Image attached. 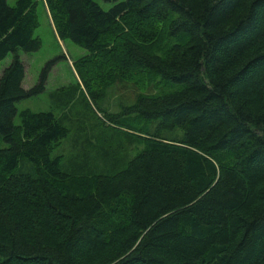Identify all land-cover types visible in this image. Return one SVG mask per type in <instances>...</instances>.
Segmentation results:
<instances>
[{
	"label": "trees",
	"instance_id": "trees-1",
	"mask_svg": "<svg viewBox=\"0 0 264 264\" xmlns=\"http://www.w3.org/2000/svg\"><path fill=\"white\" fill-rule=\"evenodd\" d=\"M43 2L59 38L88 52L74 61L86 88L19 110L65 55L26 88L22 53L42 47L38 1L0 0V63L11 56L0 75V264H264V0ZM113 71L172 89L112 106ZM79 94L95 125L74 118ZM107 122L127 144L85 135ZM67 123L83 154L70 166ZM101 163L110 171L78 167Z\"/></svg>",
	"mask_w": 264,
	"mask_h": 264
},
{
	"label": "rangeland",
	"instance_id": "rangeland-1",
	"mask_svg": "<svg viewBox=\"0 0 264 264\" xmlns=\"http://www.w3.org/2000/svg\"><path fill=\"white\" fill-rule=\"evenodd\" d=\"M16 0H9L10 3H14ZM38 1V15H39V21L40 25L37 28L35 35L40 37L42 40V47L35 52L32 53H22L23 60L25 61L26 68H27V75L25 77L24 86L26 88H29L33 86L39 78L40 71L43 68V66L46 64L47 61L61 55H65V57H62L59 62L52 68V71L49 75V79L47 82V88L46 91L38 96L25 99L18 103L19 110L30 108L34 111H42V110H48L50 108V101H49V93L57 90V89H65L71 87V85L79 83L81 88L84 87V84L82 80L80 79V76L78 75L77 71L74 67V61L76 59L82 58L85 56L88 52L86 49L73 41L67 39V40H56L55 35L57 34L56 28L53 24V21L51 19V14L47 6H44V0H37ZM104 8L108 9L110 7L109 1H101ZM11 56H8L0 63V75L3 71V69L10 63ZM118 73L113 71L112 76L114 77L113 83L106 89L105 95L111 97L110 99V105L115 104L116 107L118 106L116 104V99L119 97L122 100H125L127 103H131L136 98L137 94H142V92L145 93H155L158 92L160 89H172V87L167 86L166 84L159 81V78H155V76H150L145 79L143 77H140L138 75L133 76L132 78H127L126 76L121 75L119 76ZM125 77V78H124ZM77 81V82H76ZM100 82V81H98ZM84 90V89H83ZM87 89H85L86 91ZM87 94V91H86ZM104 95V96H105ZM75 103L71 106V111L74 116V118L79 120H86L89 125L94 124L96 122H99V119L94 116L92 104H86L83 101L82 96L76 95L75 96ZM108 101V99L106 100ZM94 103V102H92ZM69 110V109H68ZM88 116V117H85ZM15 121L19 122V117L17 116ZM106 125H103L104 127L101 129V133L91 131V128L88 127L87 131H85V135H92L94 134V141H96L99 145H117L119 141H122L124 144H127V139L122 135L115 133L114 130H119L117 125L115 124H109L108 122L105 123ZM67 125L70 127L69 135L64 139V142L61 144L60 150L64 154L65 161L64 164H67V166H70V164L73 165L72 160H75L76 158L78 160H81L83 158V154L80 153V145L75 146V135L79 134V132L76 130V125L78 123L74 124L73 126L70 123H67ZM98 131V130H97ZM113 132L114 137H112V142L109 143L106 141V137ZM111 138V137H110ZM109 138V139H110ZM79 142H83V139H79ZM2 147L7 146L4 142L1 141ZM82 146V144H81ZM129 146V144L127 145ZM112 150L111 148H108ZM129 156L135 155L137 152L132 146L128 147V152H125ZM124 153V154H125ZM98 155V154H97ZM100 158H105L103 156H100ZM126 161V160H125ZM106 163H101V166L99 168H96V166L91 165L90 168H86L85 165L79 164V169L82 171V173H85V175L90 174L92 171H97L99 173L101 172H109V166L105 165ZM125 162L119 166L118 169H121L124 166ZM91 171V172H89Z\"/></svg>",
	"mask_w": 264,
	"mask_h": 264
},
{
	"label": "crops",
	"instance_id": "crops-1",
	"mask_svg": "<svg viewBox=\"0 0 264 264\" xmlns=\"http://www.w3.org/2000/svg\"><path fill=\"white\" fill-rule=\"evenodd\" d=\"M55 37H56V40H58L59 41V36L58 35H55ZM26 65V64H25ZM26 75H27V68H26ZM24 82H25V79H24ZM24 82H23V84H24Z\"/></svg>",
	"mask_w": 264,
	"mask_h": 264
}]
</instances>
